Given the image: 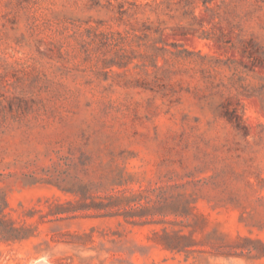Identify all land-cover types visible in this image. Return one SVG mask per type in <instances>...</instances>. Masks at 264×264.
Masks as SVG:
<instances>
[{"label":"rangeland","instance_id":"374dc122","mask_svg":"<svg viewBox=\"0 0 264 264\" xmlns=\"http://www.w3.org/2000/svg\"><path fill=\"white\" fill-rule=\"evenodd\" d=\"M0 264H264V0H0Z\"/></svg>","mask_w":264,"mask_h":264},{"label":"trees","instance_id":"16d2710c","mask_svg":"<svg viewBox=\"0 0 264 264\" xmlns=\"http://www.w3.org/2000/svg\"><path fill=\"white\" fill-rule=\"evenodd\" d=\"M26 238L25 231H23V228H17L13 227L11 229V239L12 240H21Z\"/></svg>","mask_w":264,"mask_h":264}]
</instances>
